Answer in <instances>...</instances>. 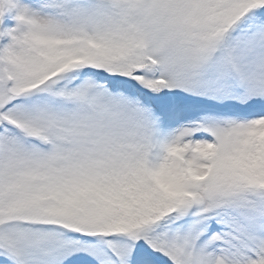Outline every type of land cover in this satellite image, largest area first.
<instances>
[{
    "label": "snow or ice",
    "instance_id": "1",
    "mask_svg": "<svg viewBox=\"0 0 264 264\" xmlns=\"http://www.w3.org/2000/svg\"><path fill=\"white\" fill-rule=\"evenodd\" d=\"M0 264H264V0H0Z\"/></svg>",
    "mask_w": 264,
    "mask_h": 264
}]
</instances>
